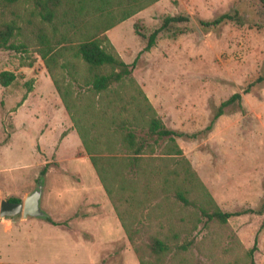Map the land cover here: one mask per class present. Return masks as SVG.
Returning a JSON list of instances; mask_svg holds the SVG:
<instances>
[{"label": "rangeland", "instance_id": "374dc122", "mask_svg": "<svg viewBox=\"0 0 264 264\" xmlns=\"http://www.w3.org/2000/svg\"><path fill=\"white\" fill-rule=\"evenodd\" d=\"M234 11L241 24L226 22L209 31L198 24ZM180 14L189 20L159 32L144 51L162 19ZM28 29L15 42L32 38ZM105 33L125 62L135 61L124 89L131 91L133 79L164 126L185 133L175 137L176 143L217 206L222 211L258 208L264 195V81H252L264 71L261 2L157 0ZM1 70L13 71L16 78L0 85V202L11 197L23 201L42 178L41 207L47 216L0 215V264H141L115 221L117 214L89 155L70 134L74 125L34 44L26 51L0 49ZM236 92L241 97L206 130L220 103ZM76 93L84 95L87 88L75 84ZM135 131L137 139L156 138L145 135L144 124ZM156 139L161 140L146 157H159L168 138ZM150 204L140 221H152L155 227L159 205L165 208L168 224L176 223L182 239L195 241L185 253L191 262L245 264V251L257 238L253 258L264 264V215L246 213L221 224L173 198L164 201L160 194ZM148 235L141 232L137 243L142 257L152 260Z\"/></svg>", "mask_w": 264, "mask_h": 264}, {"label": "trees", "instance_id": "16d2710c", "mask_svg": "<svg viewBox=\"0 0 264 264\" xmlns=\"http://www.w3.org/2000/svg\"><path fill=\"white\" fill-rule=\"evenodd\" d=\"M155 1L0 0V49L26 51L31 42L34 44L139 262L204 264L193 263L185 255L195 241L193 238H181L184 233L175 228L176 223L168 224V212L161 205L158 207L160 214L154 215L155 227L151 226L152 221L147 224L140 221L141 217L149 214L154 195H162L164 201L173 198L184 206L195 208L206 220H217L221 224H226L232 216L246 213L264 215V195L258 208L222 211L176 143L175 137L185 133L164 126L133 79H130L131 91L124 89L135 61L125 62L105 32ZM259 1L264 7V0ZM21 7L22 12L19 10ZM187 20L186 15H166L160 26L148 35L143 50L148 51L155 44L159 32L170 28L173 23ZM226 22L241 24L242 17L234 11L198 20L204 31ZM25 27L34 36L28 41L15 42L23 36ZM27 65L31 66L32 61ZM15 78L16 74L11 70L0 71L1 86L10 85ZM262 81L264 71L252 84ZM115 83L117 87H112ZM27 84L30 91L31 81ZM75 84L86 87L87 93L72 94ZM248 91L249 87L244 89V92ZM240 97L236 92L222 101L206 130L212 128L226 106ZM24 99L25 96L22 101ZM143 124L146 136L168 138L161 156H145L154 153L161 139H137L135 129ZM46 169L47 163L40 174L44 175ZM7 200L21 202L14 197ZM263 225L264 219L261 227ZM151 229L154 231L150 232ZM143 231L149 234L146 246L152 260L142 257L137 243ZM256 242L257 238L245 251V264H256L253 258ZM231 264L239 263L234 261Z\"/></svg>", "mask_w": 264, "mask_h": 264}, {"label": "water", "instance_id": "95a60500", "mask_svg": "<svg viewBox=\"0 0 264 264\" xmlns=\"http://www.w3.org/2000/svg\"><path fill=\"white\" fill-rule=\"evenodd\" d=\"M43 194L42 178L38 180L35 188L26 195L21 202H10L6 199L0 202V215L13 216L21 213L26 217H45L47 213L41 207V199Z\"/></svg>", "mask_w": 264, "mask_h": 264}, {"label": "crops", "instance_id": "0c3cea01", "mask_svg": "<svg viewBox=\"0 0 264 264\" xmlns=\"http://www.w3.org/2000/svg\"><path fill=\"white\" fill-rule=\"evenodd\" d=\"M59 96V95H58ZM60 98V97H59ZM60 101H61V99H60ZM61 103H62V101H61ZM62 105H63V103H62ZM63 107H64V105H63ZM65 109V108H64ZM65 111H66V109H65ZM71 123H72V121H71ZM70 134H73V135H75L76 136V138H77V140H78V142H79V144L80 145H82V143H81V140H80V138H79V136H78V133H77V130H76V128H73V130H71L70 131ZM108 198V197H107ZM115 221H116V223L120 226L121 224H120V221H119V219H118V217L115 219ZM122 228V227H121Z\"/></svg>", "mask_w": 264, "mask_h": 264}]
</instances>
